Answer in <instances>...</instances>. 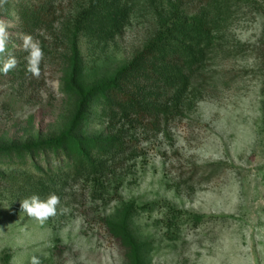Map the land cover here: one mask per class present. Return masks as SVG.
I'll return each instance as SVG.
<instances>
[{
  "label": "rangeland",
  "instance_id": "rangeland-1",
  "mask_svg": "<svg viewBox=\"0 0 264 264\" xmlns=\"http://www.w3.org/2000/svg\"><path fill=\"white\" fill-rule=\"evenodd\" d=\"M96 1L0 0V63L17 61L0 74V264H133L123 221L137 264H264V0H217L218 22L209 0H141L108 39L85 30ZM172 5L205 13L212 42L184 85L145 84L144 102L166 112L124 119L101 91L75 120L79 92L125 67ZM22 34L44 52L38 78ZM78 147L100 173H77ZM50 193L67 211L44 223L21 212Z\"/></svg>",
  "mask_w": 264,
  "mask_h": 264
},
{
  "label": "trees",
  "instance_id": "trees-1",
  "mask_svg": "<svg viewBox=\"0 0 264 264\" xmlns=\"http://www.w3.org/2000/svg\"><path fill=\"white\" fill-rule=\"evenodd\" d=\"M140 2L141 0H97L94 10L99 13V21L96 22L97 29L92 31L95 22L91 18L85 24L86 32L95 33V36L103 39L118 36L121 30L126 27L132 9L139 7ZM212 3L214 5V20L218 22L224 16L223 7L217 0H209L208 5ZM175 4L177 3L175 2ZM229 7H224L225 11ZM179 8L180 5L178 7L172 5L165 15H158L159 27L155 30L153 38L111 80L86 92H79L80 104L75 120L81 116V111L89 98L101 91H106L107 104L110 107L113 105L119 107L124 119L131 111L142 115L166 112V106L160 109L157 105L152 106L144 102L147 97L146 89L149 88L145 84L163 82L165 86L174 89L180 84H185L193 69L197 70L202 66L206 50L210 48L212 42V31L207 27V20H204L206 14L199 10L198 13L189 15L181 12ZM185 71L189 74H184ZM170 74L171 76H169ZM131 83L135 84L133 89L138 94L126 92L125 89L130 87ZM140 88H142V92H140ZM115 95L123 102L117 103ZM76 144L79 145L80 142H76ZM78 150L80 151V157L77 158L78 174L83 173L81 172L83 166H88L91 175L102 171V163H97L89 158L81 151L80 147ZM54 159H57V156ZM116 230L133 252V264H137L135 253L137 249L126 231V223L121 222L116 226Z\"/></svg>",
  "mask_w": 264,
  "mask_h": 264
},
{
  "label": "clouds",
  "instance_id": "clouds-1",
  "mask_svg": "<svg viewBox=\"0 0 264 264\" xmlns=\"http://www.w3.org/2000/svg\"><path fill=\"white\" fill-rule=\"evenodd\" d=\"M22 42L21 47L27 55L25 56L26 71L33 77L40 76V64L44 58V52L38 42L34 41L31 35H20L18 37ZM9 41V34L5 27L0 24V55L6 51ZM17 61L15 57L8 58L0 63V74L7 75L16 68ZM21 212L27 217L33 218L40 223H44L50 217H55L58 211L63 213L67 211L61 205L60 197L55 193H50L46 198L41 199L39 195L33 194L20 201ZM30 264H41L37 256H32Z\"/></svg>",
  "mask_w": 264,
  "mask_h": 264
}]
</instances>
